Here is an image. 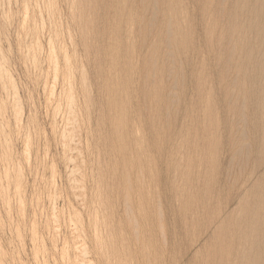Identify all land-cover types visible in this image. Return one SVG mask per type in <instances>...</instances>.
<instances>
[{"label":"rangeland","instance_id":"obj_1","mask_svg":"<svg viewBox=\"0 0 264 264\" xmlns=\"http://www.w3.org/2000/svg\"><path fill=\"white\" fill-rule=\"evenodd\" d=\"M91 2L98 13L93 126L112 143V113L122 112L125 157L135 155L141 139L149 145L127 176L119 157L115 162L118 180L139 190V199L119 194L123 231L142 240L145 254L155 253L159 264L174 258L228 264L223 249L237 254L232 240L213 241L204 216L222 217L236 207L225 213V199L260 158L252 141L253 127H264L254 119L264 67V0Z\"/></svg>","mask_w":264,"mask_h":264},{"label":"clouds","instance_id":"obj_2","mask_svg":"<svg viewBox=\"0 0 264 264\" xmlns=\"http://www.w3.org/2000/svg\"><path fill=\"white\" fill-rule=\"evenodd\" d=\"M97 15L91 0H0V264H159L118 215L139 190L115 162L127 176L149 145L125 157L122 112L112 143L93 126Z\"/></svg>","mask_w":264,"mask_h":264},{"label":"bare ground","instance_id":"obj_3","mask_svg":"<svg viewBox=\"0 0 264 264\" xmlns=\"http://www.w3.org/2000/svg\"><path fill=\"white\" fill-rule=\"evenodd\" d=\"M261 70H262L261 71L262 81H261L259 86L255 87L256 92L259 94H258V97L254 100V108L256 109V112L254 113V119L259 120L260 122H263L264 121V67H261ZM253 131L256 134V136L254 137L255 139H253L254 141H252V144H253V147L255 149H257V151L259 152L260 158L256 161L254 169H252L249 176L244 180V183L242 184V186H240L235 191L234 195L225 199V204H226L225 213L227 212V208H226L227 206H230L231 204L236 202V207L231 212L226 213L222 217L219 215H218V217H217V215H214L211 217H209L210 215L204 216V218L206 220V225H205L206 229L204 232H207L209 230V228H213V232H212L213 241H218L220 239V242L224 245L226 242V239L229 238L232 240V243L234 245V248L236 249L235 251H237V254L234 251L232 253L233 249L231 250V252L227 251V249H225V248L223 249V256L227 259L228 264H230V262H232V264H264V127L262 126V124H258L255 127H253ZM175 195H177V194H175ZM221 205L222 204H220V206ZM215 211H217V210H215ZM204 212L208 214V210H206ZM192 213H193V211H192ZM174 216H176V214ZM192 216H193V214H192ZM190 217L191 216H189V219H190ZM234 220H235V224L233 226L232 221H234ZM193 222H194L193 224L195 225V221H193ZM230 224L232 225L231 227H233L231 230H229V227H228ZM187 228H188V226L186 227V229ZM196 235H195V237H197ZM177 236H178V234H177ZM186 238H187V236H186ZM206 244H208V243H206ZM205 250H207V249H205ZM194 253H196V252H194ZM184 255H185V253L182 254L181 256L184 257ZM207 259H208V257H207ZM181 261H182V259H181ZM200 262H201V260H200ZM193 263H194V261H193ZM193 263H191V264H193ZM188 264H190V263H188Z\"/></svg>","mask_w":264,"mask_h":264}]
</instances>
